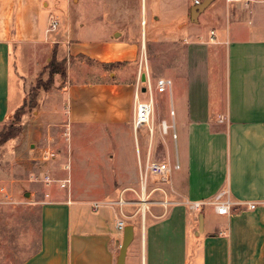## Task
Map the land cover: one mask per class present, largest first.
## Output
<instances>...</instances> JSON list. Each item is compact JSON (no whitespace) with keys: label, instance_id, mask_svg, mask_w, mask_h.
<instances>
[{"label":"crops","instance_id":"1","mask_svg":"<svg viewBox=\"0 0 264 264\" xmlns=\"http://www.w3.org/2000/svg\"><path fill=\"white\" fill-rule=\"evenodd\" d=\"M205 1L0 0V132L49 74L56 53L66 61V77L56 75L50 90H39L31 120L43 129L62 127L73 140L80 128L108 127L111 151L104 156L127 191L120 202L40 183L38 196L36 172L18 171L11 161L25 140L31 151L24 155L32 156L50 137L34 131L7 141L0 147V158L7 156L0 211L34 208L38 232L23 260L0 264H117L119 221L134 227L126 264H264V0ZM51 14L60 22L55 31ZM146 76L151 130H136V103L150 99L138 92ZM159 77L172 80L171 91H156ZM163 122L173 126L167 133ZM148 154L172 167L169 182L149 176L143 183ZM72 157L71 149L57 168L43 161L40 172L56 174L69 163L72 173ZM223 191L234 205L220 215L210 202ZM133 192L153 200L142 217L126 203ZM192 202L206 205L192 211Z\"/></svg>","mask_w":264,"mask_h":264},{"label":"rangeland","instance_id":"2","mask_svg":"<svg viewBox=\"0 0 264 264\" xmlns=\"http://www.w3.org/2000/svg\"><path fill=\"white\" fill-rule=\"evenodd\" d=\"M38 80L47 83L49 81V74L45 77L41 75ZM34 87L32 89H34ZM32 89L30 90L31 93ZM30 96L29 93L27 98L28 104L24 110L25 112L20 118L16 117L14 114L6 124V131L12 130L14 133L18 134L16 138L23 133L30 135V133L32 134L34 131H38L43 137L49 136V141L47 143H41L39 146H42L43 149L51 148L57 152V158L54 160L57 163L55 168L61 165L63 161L65 162L67 160L65 158L68 157L72 149L74 153V157H72L73 179L70 187L72 188L73 194L78 197L100 200H116L119 198L118 200L121 202V192L126 193L127 191H123L119 189V187L123 186L125 179L122 175L115 173L114 168L111 166V157L104 156L106 153L109 155V151H111L109 128H80L79 131L75 133L74 140L71 138V133L63 130L62 127L52 125L47 129H43L42 127L39 128L37 123L31 120L37 113L38 97L36 98L35 105L32 106ZM25 116L26 121L24 120ZM24 144L26 146L20 149L21 152H18L11 162L15 161L14 164L18 171L25 172L31 169L33 172H36L38 177L42 178L44 174L40 172V170L44 160L42 159L43 154L40 155L38 152L42 148H38L39 150L37 152H31L34 153L32 156H25V151L29 152L31 150L28 147V141L25 140ZM5 156L6 155L0 158V167L3 165L4 170L7 169V165L4 163L7 159V156L6 158ZM55 168L53 171L56 170ZM151 178L153 177L150 176V179ZM36 183L39 188L41 182L37 181ZM41 190L42 189L39 188L38 196H42ZM133 193L135 196L131 199L127 198L128 200L126 203L132 206L134 205L136 207V213H139L142 217L141 198H138L135 192ZM29 196V193L25 194V198ZM128 197L131 196L129 195ZM6 200L9 203V201H11V196L8 195ZM13 207L9 206L4 209V211H0V236H3L0 238V245L5 249V254L0 253V261H2L3 258L17 259V263H19L34 249L36 234L38 232V224L35 222L37 213L34 208H29L28 205L17 204ZM148 210L149 209L146 211Z\"/></svg>","mask_w":264,"mask_h":264},{"label":"built area","instance_id":"3","mask_svg":"<svg viewBox=\"0 0 264 264\" xmlns=\"http://www.w3.org/2000/svg\"><path fill=\"white\" fill-rule=\"evenodd\" d=\"M228 2L231 1H245V0H227ZM202 0H195V4H201ZM60 25L59 19L55 14L50 15V31H55L58 29ZM215 38V31H211V40ZM173 82L171 79L166 78V77H159L156 79V84L155 88L158 93H164V92H169L171 91ZM148 92L150 94V99L148 100H141L138 96V93L136 95L137 98H139V101L136 103V112H135V117H134V127L136 130L148 126L151 130V122H152V117L154 113V103L153 99L151 98L152 95V87L151 83L148 79V76H146L145 80L142 82V85L140 88L138 87V92ZM173 114V112H172ZM169 127L173 126H168L165 122L162 123V130L164 133H167ZM174 137H177L176 134L173 135ZM57 152L51 148H46L43 151V160L44 161H54L57 158ZM180 166L178 163L174 165V169H179ZM144 173L142 176V181L145 184L147 182V178L149 176H152L156 179V182L158 183H167L169 182L171 178V173H172V167L163 161H157V160H152L150 158V154H148L147 161L144 165L143 169ZM35 181H39L43 184H45L49 188H54L58 187L62 190H66L70 187L72 183V173H71V167L69 163L63 164L58 172L53 175L51 173H44L42 178L35 176ZM1 192L6 194V189L4 187L1 188ZM226 191L218 194L215 199H213L210 203H212L215 208L216 212L220 215H225L230 213L231 211V206L234 205V203L229 199L225 198L226 196ZM50 193L47 192L45 193L44 197L45 200H50ZM8 197V195L6 196ZM153 200H151L149 197L145 196V194L142 195L140 203L141 206H143L145 203L148 204V208L150 205L153 203ZM162 203L168 204L169 202L163 201ZM204 205H206L204 202H192L189 204V208L194 211H199ZM256 204L253 203L250 205V208H255ZM100 206L98 204L94 205V209L98 210ZM117 228L121 231L124 230L125 228V223L123 221H119L117 223Z\"/></svg>","mask_w":264,"mask_h":264},{"label":"trees","instance_id":"4","mask_svg":"<svg viewBox=\"0 0 264 264\" xmlns=\"http://www.w3.org/2000/svg\"><path fill=\"white\" fill-rule=\"evenodd\" d=\"M49 72V81L47 83H43V81H37V85L32 89V93L30 92V97L32 101V106L36 103V98L38 97V92L40 89H44L46 91L50 90L54 84V78L56 75H61L62 77H66V61H59L57 59L56 53H54L51 62L46 67ZM28 104V100L24 102V104L14 113L16 117L20 118V116L25 112V108ZM6 127V125H5ZM3 128L0 132V147L5 144L7 141L16 138L18 134L14 133L12 130H7Z\"/></svg>","mask_w":264,"mask_h":264},{"label":"water","instance_id":"5","mask_svg":"<svg viewBox=\"0 0 264 264\" xmlns=\"http://www.w3.org/2000/svg\"><path fill=\"white\" fill-rule=\"evenodd\" d=\"M211 1L212 0H206L204 7L209 5L211 3ZM200 221H201L200 227L202 228V221H203L202 218H200ZM133 239H134V227H133V225H128L124 229L123 242L121 245L120 254H119L118 259H117V264H126L128 249H129L131 243L133 242Z\"/></svg>","mask_w":264,"mask_h":264},{"label":"bare ground","instance_id":"6","mask_svg":"<svg viewBox=\"0 0 264 264\" xmlns=\"http://www.w3.org/2000/svg\"><path fill=\"white\" fill-rule=\"evenodd\" d=\"M142 207H144V212L148 209V204H144Z\"/></svg>","mask_w":264,"mask_h":264}]
</instances>
